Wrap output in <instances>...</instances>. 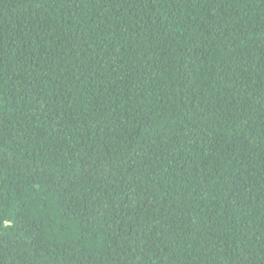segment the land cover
Returning <instances> with one entry per match:
<instances>
[{
  "label": "trees",
  "instance_id": "16d2710c",
  "mask_svg": "<svg viewBox=\"0 0 264 264\" xmlns=\"http://www.w3.org/2000/svg\"><path fill=\"white\" fill-rule=\"evenodd\" d=\"M0 264H264V0H0Z\"/></svg>",
  "mask_w": 264,
  "mask_h": 264
}]
</instances>
